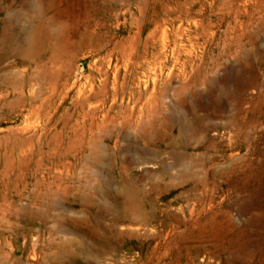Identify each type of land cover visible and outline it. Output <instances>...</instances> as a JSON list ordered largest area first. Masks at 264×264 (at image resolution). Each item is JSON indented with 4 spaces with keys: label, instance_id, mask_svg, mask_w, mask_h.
<instances>
[{
    "label": "rangeland",
    "instance_id": "obj_1",
    "mask_svg": "<svg viewBox=\"0 0 264 264\" xmlns=\"http://www.w3.org/2000/svg\"><path fill=\"white\" fill-rule=\"evenodd\" d=\"M59 1L0 0V264H264V0Z\"/></svg>",
    "mask_w": 264,
    "mask_h": 264
},
{
    "label": "bare ground",
    "instance_id": "obj_2",
    "mask_svg": "<svg viewBox=\"0 0 264 264\" xmlns=\"http://www.w3.org/2000/svg\"><path fill=\"white\" fill-rule=\"evenodd\" d=\"M47 2H46V5H45V7L43 8V21H39V23L37 24L38 26H37V30H36V32H35V35H34V37H32V33H31V35L29 36V37H27V39L24 41L25 42V45H26V48L27 49H29V48H32L33 46H31L34 42H33V38L35 39V41H36V48L38 49V50H40V48H41V51H43V44H44V42H45V40H47V39H50L51 37H52V35H53V33L55 32L54 30V27L53 26H56L57 24H59V23H62V21H60V22H57V20L56 19H60V20H63V12H64V9H61V2L59 1V0H46ZM43 2V1H42ZM45 4V3H44ZM64 5V4H63ZM38 7V6H37ZM71 7H73V6H71ZM83 9L81 10V12L79 13V14H75V13H73V11H72V9L71 10H69L68 11V16H70L72 19H73V21L74 22H76V23H78V24H80V23H84V22H86V23H88L89 21H87V19H88V15H89V13H90V9H89V0L88 1H85V4L83 5ZM41 9V8H40ZM54 10H55V12H54ZM75 10V9H74ZM48 11H50V12H52L53 14H51V16H48V17H46V15H47V12ZM24 12V11H23ZM41 15V14H40ZM156 15V14H155ZM38 16V15H37ZM30 18V17H29ZM36 19V18H35ZM63 24V23H62ZM62 26V25H61ZM65 27V26H64ZM9 30H10V26L5 22V24L4 25H2V26H0V44L2 45V47L4 48V43H5V40L7 39V35L10 33L9 32ZM184 30V29H183ZM32 31V30H31ZM153 31V30H152ZM57 32V31H56ZM180 32V31H179ZM181 33V32H180ZM136 34H134V36H135ZM177 35H178V33H177ZM180 35H182V34H180ZM133 36V37H134ZM151 37L153 36V35H150ZM179 36V35H178ZM153 38V37H152ZM164 38H166V37H164ZM154 40V39H153ZM164 40V39H163ZM133 41H135V38H133ZM131 43H133V42H131ZM1 45H0V49H2V47H1ZM177 45V44H176ZM118 46H120V45H118ZM130 46H132V45H130ZM130 48V47H129ZM131 48H134V46L133 47H131ZM166 48V47H165ZM175 48V47H174ZM169 49V48H168ZM184 49V51L185 52H188L189 53V51H187L186 49V47H184L183 48ZM182 49V50H183ZM126 51H127V49H126ZM130 51V50H129ZM165 52V51H164ZM175 52V51H174ZM180 52V51H179ZM27 54V53H26ZM124 54V53H123ZM134 55V54H133ZM26 56V55H25ZM157 57V56H156ZM119 58V57H118ZM140 58H142L141 56H136L135 57V59L134 60H139ZM160 58V57H159ZM124 60V62H123V65L125 66V58L123 59ZM179 60V59H178ZM179 61H181V60H179ZM183 62V61H182ZM178 63V62H177ZM135 65H139L140 66V64H139V61H137L136 63H134ZM183 65H184V62H183ZM120 67V66H119ZM155 67H156V65H155ZM115 71H117V70H115ZM155 71V70H154ZM116 74H117V72H115ZM170 73H171V71H170ZM169 73V74H170ZM171 75V74H170ZM115 76V75H114ZM117 76V75H116ZM118 79V78H117ZM122 79V78H121ZM105 80V79H104ZM155 82V81H154ZM120 83V82H119ZM124 93V92H123ZM151 93H153V92H151ZM121 94H122V92H121ZM155 95V94H154ZM153 96V95H152ZM150 101V100H149ZM147 102V101H146ZM142 113V112H141ZM246 117V116H245ZM243 118V117H242ZM250 118V117H249ZM233 120H235V122L233 123V125H234V127H235V129L234 130H236L237 132H240V131H242L243 130V128L244 127H246V126H248V124L247 123H244V122H242L241 120V122H236V119H234V118H232ZM245 119V118H244ZM243 120V119H242ZM251 120H252V117H251ZM246 121V120H245ZM250 122V121H249ZM248 122V123H249ZM253 122V121H252ZM215 123V122H214ZM229 123V122H228ZM251 125H253V124H251ZM233 127V128H234ZM253 127V126H252ZM219 128V127H218ZM223 128V127H222ZM225 129V128H224ZM232 129V128H231ZM226 130V129H225ZM228 131V130H227ZM248 132V131H247ZM224 133V132H223ZM243 133V132H242ZM222 134V133H221ZM225 135V134H224ZM243 135V134H242ZM241 134H240V136H242ZM246 135V134H245ZM255 135V134H254ZM239 136V134L237 135V133H235V131H234V133H230V135L228 136V138L230 139V141L232 140V141H235V139L237 138ZM260 137V136H259ZM262 137H264V136H262ZM223 138H224V136H223ZM246 138V137H245ZM256 138V137H255ZM261 138V137H260ZM226 139H227V137H226ZM239 140V139H238ZM237 140V141H238ZM241 140V139H240ZM258 140V139H257ZM260 140V139H259ZM254 141V140H253ZM255 142H257V141H254V143ZM236 143H239V141L238 142H236ZM242 143H244V142H242ZM224 144H225V140H224ZM256 144V143H255ZM258 144V143H257ZM262 143H260V145H261ZM227 145V144H226ZM235 145V144H234ZM245 145V144H244ZM249 145H250V143H249ZM253 145V144H252ZM263 145V144H262ZM230 146V145H229ZM232 146V145H231ZM251 146V145H250ZM256 146V145H255ZM252 147V146H251ZM264 147V146H263ZM233 148V147H232ZM248 148V147H247ZM255 148V147H254ZM253 149V148H252ZM228 150V149H227ZM231 150V147H230V149H229V151ZM250 150V149H249ZM256 150H257V148H256ZM234 151V150H233ZM254 151H255V149H254ZM259 151V150H258ZM250 152V151H249ZM233 153V152H232ZM246 153H248V152H246ZM238 155H239V153H238ZM237 156V155H236ZM232 158V157H231ZM236 158V157H235ZM232 161V160H231ZM225 164V163H224ZM230 164V163H229ZM207 199V198H206ZM262 199V198H261ZM210 209H211V207H210ZM234 209V208H233ZM242 211V210H241ZM263 214H264V212H263ZM221 217H222V219H220V217L218 216V218H217V220H214L211 216H210V213H209V216H208V218H207V220H206V237H207V241L209 242L208 243V245H207V249H206V255L211 259L212 257H213V255L216 253V252H218V253H222V251H223V248H222V243H223V239H224V236H225V234H226V230L227 229H225V227H229V226H232V220L229 218L228 219V215L227 214H225L224 215V218H223V214H221ZM234 218V217H233ZM236 218V217H235ZM246 219V218H245ZM238 220V219H237ZM236 220V221H237ZM240 220V219H239ZM235 221V220H234ZM239 223V222H238ZM252 223V222H251ZM255 233V232H254ZM214 234H216V235H214ZM214 238H216L217 239V246H216V248L212 245V239H214ZM215 240V239H214ZM223 257V256H222ZM227 257V256H226Z\"/></svg>",
    "mask_w": 264,
    "mask_h": 264
}]
</instances>
